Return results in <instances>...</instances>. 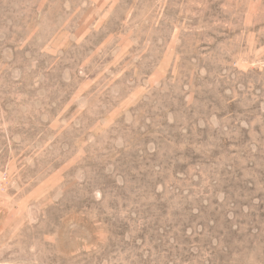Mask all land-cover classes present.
Masks as SVG:
<instances>
[{
    "label": "rangeland",
    "instance_id": "1",
    "mask_svg": "<svg viewBox=\"0 0 264 264\" xmlns=\"http://www.w3.org/2000/svg\"><path fill=\"white\" fill-rule=\"evenodd\" d=\"M0 230L16 264H264V0H0Z\"/></svg>",
    "mask_w": 264,
    "mask_h": 264
},
{
    "label": "crops",
    "instance_id": "2",
    "mask_svg": "<svg viewBox=\"0 0 264 264\" xmlns=\"http://www.w3.org/2000/svg\"><path fill=\"white\" fill-rule=\"evenodd\" d=\"M4 235L3 230H0V264H16V255L13 252L17 247L3 242L5 240L2 238Z\"/></svg>",
    "mask_w": 264,
    "mask_h": 264
}]
</instances>
